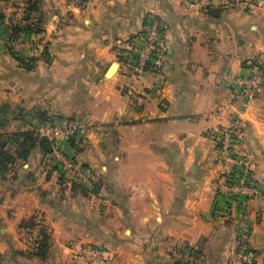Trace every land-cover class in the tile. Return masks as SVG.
I'll use <instances>...</instances> for the list:
<instances>
[{"label": "crops", "instance_id": "crops-1", "mask_svg": "<svg viewBox=\"0 0 264 264\" xmlns=\"http://www.w3.org/2000/svg\"><path fill=\"white\" fill-rule=\"evenodd\" d=\"M37 1L45 50L27 70L1 45L6 28L25 25L26 0H0L4 131L81 121L75 158L98 185L65 184L37 149L17 180H0V264H77L72 257L86 246L108 250L114 264H172L178 242L200 249L204 264H240L242 213L264 264V88L246 107L229 81L264 62V9L250 12L252 0ZM151 14L165 25L166 52L160 66L135 75L124 54ZM224 105L242 120L241 151L261 185L246 212L214 194L221 167L213 135L228 125L217 115ZM36 217L49 237L45 257L28 251Z\"/></svg>", "mask_w": 264, "mask_h": 264}, {"label": "built area", "instance_id": "built-area-1", "mask_svg": "<svg viewBox=\"0 0 264 264\" xmlns=\"http://www.w3.org/2000/svg\"><path fill=\"white\" fill-rule=\"evenodd\" d=\"M248 7L250 12L258 8L264 9V0H252ZM1 45L17 59L25 62L43 54L45 50V43L40 34H22L14 38L9 32H4L1 35ZM165 52V25L159 17L151 14L145 20L142 33L129 43L124 56L127 67L135 75H141L160 66ZM229 81L234 102L251 107L257 101L258 93L264 88V62L253 68L249 76ZM229 108L230 105H224L217 113L222 120L227 118L228 125L221 130V136L213 135L221 167L219 177L214 183V194L228 206L237 204L246 212L249 203L259 195L261 185L254 177L253 160L241 151L244 142L242 120L230 113ZM86 127L81 121L69 124L50 122L41 125L35 132L41 139L50 142L54 166L65 184L94 190L98 185L97 176L90 168L79 165L75 158V152L79 149V134ZM64 145L72 147L73 153H65ZM242 214V220L237 227L234 256L240 264H259L250 248L251 228L245 214ZM45 232L44 220L36 217L29 228L28 251L31 255L38 251ZM190 251L187 244H181L174 252L175 261H179L178 264L193 262L195 259L189 258ZM72 258L77 264H114L110 252L101 247H83L74 253Z\"/></svg>", "mask_w": 264, "mask_h": 264}, {"label": "trees", "instance_id": "trees-1", "mask_svg": "<svg viewBox=\"0 0 264 264\" xmlns=\"http://www.w3.org/2000/svg\"><path fill=\"white\" fill-rule=\"evenodd\" d=\"M38 3L37 0H26L25 15L27 19L23 18L21 20V23L25 25L19 24L6 28L14 38L22 34H40L43 32L42 18L34 16L38 12ZM3 21L4 17L1 16L0 26L3 25ZM18 60L27 70H32L29 64L33 61ZM6 113L7 109L2 107L0 110V180L4 182L17 180L19 178V170L29 162L37 149H40L45 155H51L52 153L50 142L41 139L36 132L5 133L4 130L8 125ZM48 238L45 232L43 241L34 256L45 257L48 248Z\"/></svg>", "mask_w": 264, "mask_h": 264}, {"label": "rangeland", "instance_id": "rangeland-1", "mask_svg": "<svg viewBox=\"0 0 264 264\" xmlns=\"http://www.w3.org/2000/svg\"><path fill=\"white\" fill-rule=\"evenodd\" d=\"M187 244L186 242H178L177 244H175L172 248H171V258H172V264H178V263H180L179 261H175V255H174V252H175V250L177 249V247L178 246H180L181 244ZM189 247H190V249H191V253H190V257L189 258H191V257H193L195 260L193 261V262H188V264H204V255H203V253L201 252V250L200 249H198V248H196V247H193V246H191V245H189V244H187ZM197 259H202V261L201 262H199ZM190 261V260H189ZM184 264H186V263H184Z\"/></svg>", "mask_w": 264, "mask_h": 264}, {"label": "water", "instance_id": "water-1", "mask_svg": "<svg viewBox=\"0 0 264 264\" xmlns=\"http://www.w3.org/2000/svg\"><path fill=\"white\" fill-rule=\"evenodd\" d=\"M115 68H116V65H114V66L110 69L109 73L112 74V73L114 72Z\"/></svg>", "mask_w": 264, "mask_h": 264}]
</instances>
